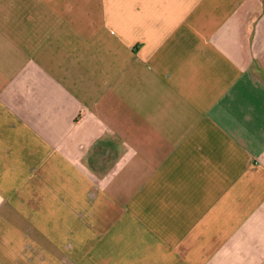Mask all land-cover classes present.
<instances>
[{"label": "crops", "instance_id": "1", "mask_svg": "<svg viewBox=\"0 0 264 264\" xmlns=\"http://www.w3.org/2000/svg\"><path fill=\"white\" fill-rule=\"evenodd\" d=\"M0 264H264V0H0Z\"/></svg>", "mask_w": 264, "mask_h": 264}, {"label": "rangeland", "instance_id": "2", "mask_svg": "<svg viewBox=\"0 0 264 264\" xmlns=\"http://www.w3.org/2000/svg\"><path fill=\"white\" fill-rule=\"evenodd\" d=\"M107 164V163H106Z\"/></svg>", "mask_w": 264, "mask_h": 264}]
</instances>
